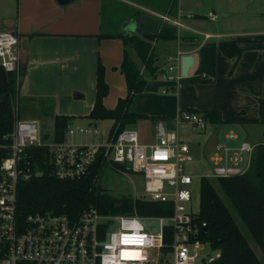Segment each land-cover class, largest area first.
Returning <instances> with one entry per match:
<instances>
[{
  "label": "crops",
  "instance_id": "crops-1",
  "mask_svg": "<svg viewBox=\"0 0 264 264\" xmlns=\"http://www.w3.org/2000/svg\"><path fill=\"white\" fill-rule=\"evenodd\" d=\"M125 1L133 9L121 16L123 29L113 31L108 26L107 31L105 0L67 4L0 0V28L16 29L21 38V79L34 97L53 98L54 128L56 114L90 113L99 61L105 66L109 87L105 106L115 108L128 94L122 70L126 44L118 34L138 33L132 23L137 14L149 13L172 25L178 36L153 40L150 65L141 60L132 43L127 45L146 79L145 88L131 98L129 110L147 114L128 126L135 127L144 142L153 143L155 123L163 119L190 144L197 156L191 165H206L215 144L230 141L229 131L238 135L231 139L233 144L241 139L256 147L264 143V0ZM185 56L192 57L186 73ZM168 60L174 61L175 71L167 70ZM170 73L173 78H168ZM182 109L214 111L215 115L200 129L179 119ZM257 254L261 260L264 249Z\"/></svg>",
  "mask_w": 264,
  "mask_h": 264
},
{
  "label": "built area",
  "instance_id": "built-area-1",
  "mask_svg": "<svg viewBox=\"0 0 264 264\" xmlns=\"http://www.w3.org/2000/svg\"><path fill=\"white\" fill-rule=\"evenodd\" d=\"M163 16V15H162ZM166 17V16H164ZM169 59H173L172 56ZM21 38L16 29L0 28V65L15 73L14 124L0 145L6 154L0 162V264H207L221 249L204 238L207 221L189 204L195 176H230L248 170L256 145L241 139L237 144L218 141L209 159L211 171L196 173L191 167L195 154L190 144L168 128L163 119L155 123L156 141L144 142L132 126L119 129L74 128L68 126L62 139L55 132L44 136L35 119L21 118L18 91L22 75ZM175 64H170L173 72ZM168 78H173L170 73ZM182 121L204 129L208 117L202 111L182 109ZM103 134L100 141L78 142L76 131ZM228 139L237 138L234 131ZM46 145L52 173L62 179L88 175L98 160L119 164L145 179V193L132 198L173 201L168 214L138 211L102 212L96 206L77 216L66 212L18 214V185L32 176L28 148ZM190 165V167H189ZM125 172V170H123ZM129 196V195H128ZM159 220L149 225V220ZM171 234L166 241L165 230Z\"/></svg>",
  "mask_w": 264,
  "mask_h": 264
},
{
  "label": "trees",
  "instance_id": "trees-1",
  "mask_svg": "<svg viewBox=\"0 0 264 264\" xmlns=\"http://www.w3.org/2000/svg\"><path fill=\"white\" fill-rule=\"evenodd\" d=\"M141 15V14H140ZM137 14L136 18L140 16ZM108 35V33H103ZM126 44L122 70L128 83V94L119 99L115 108L109 109L104 104V96L109 87L105 80V66L99 61L97 71V91L93 108L87 116L92 118H112V128L119 129L135 122L147 114L129 110L134 93L142 91L146 79L140 67L133 60L127 47L133 44L142 61L150 65L154 49L153 40L158 37L177 38L175 28L161 20L158 32L125 34L119 33ZM228 44H232L229 42ZM16 95V77L0 65V142L4 135L13 128L15 116L13 102ZM264 110V98L261 99ZM214 119V111H204ZM70 114L55 115V137L62 139L69 126ZM31 153L30 165L32 176L21 180L18 185V214L21 217L31 212H66L77 216L83 209L96 206L102 212L138 211L146 214H168L172 211L173 201H153L145 198L134 199L131 196H117L108 191L96 188V178L104 162L100 159L92 167L91 172L80 178L62 179L52 173L48 147L37 145L28 148ZM6 148L0 145V162L6 154ZM43 174L39 175L38 172ZM223 188L242 219L249 228L254 240L264 249V143L257 145L251 167L244 173L215 177ZM200 215L207 221L204 238L213 246L221 249V254L207 264H263L256 250L241 230L233 213L228 208L210 176L200 179ZM165 239L169 241L171 234L165 230Z\"/></svg>",
  "mask_w": 264,
  "mask_h": 264
},
{
  "label": "rangeland",
  "instance_id": "rangeland-1",
  "mask_svg": "<svg viewBox=\"0 0 264 264\" xmlns=\"http://www.w3.org/2000/svg\"><path fill=\"white\" fill-rule=\"evenodd\" d=\"M106 3V12H105V30L109 31L108 26L113 31L123 29L125 22L121 23V16L130 13L133 9L131 4L125 0H105ZM108 9V11H107ZM8 12V11H7ZM9 13V12H8ZM161 38V37H160ZM158 38H155L154 41H157ZM167 70L169 71L170 64H174V61L167 62ZM176 68L173 70L175 71ZM18 105L21 118H36L39 122L41 132L44 136L50 137L54 133V116L53 112L55 111L54 100L50 96L45 97H34L29 94L25 82L22 80L19 91H18ZM66 114V113H65ZM114 123L112 118H92L87 115H72L69 126L78 128H99L109 129ZM130 124V123H129ZM201 129V128H200ZM73 139L78 142H90V141H100L103 139V134L96 133L93 131L81 132L76 131L73 136ZM228 143H232L231 140ZM197 156L195 155V159ZM191 165V164H190ZM189 165V167H190ZM194 167L196 173L210 172L212 162L208 158L207 164L204 163L191 165ZM125 170V172L123 171ZM211 181L215 188L218 190L220 196L228 206V208L233 213L235 219L237 220L241 230L248 238L249 242L253 248L259 252L260 246L254 240L249 228L242 219L241 215L235 208L234 204L230 200L229 196L223 190V188L218 184L214 176H210ZM200 176H195L194 182L191 185L193 200L189 206L194 210L198 211L200 208ZM96 188L104 191H108L111 194L117 196L129 195L131 197L140 196L145 193V179L144 175L140 172H135L119 164L104 163L99 174L96 178ZM149 225H158L159 220H149L147 221ZM168 261L171 264L173 261V253H170L168 256ZM264 264V257L261 259Z\"/></svg>",
  "mask_w": 264,
  "mask_h": 264
},
{
  "label": "water",
  "instance_id": "water-1",
  "mask_svg": "<svg viewBox=\"0 0 264 264\" xmlns=\"http://www.w3.org/2000/svg\"><path fill=\"white\" fill-rule=\"evenodd\" d=\"M73 0H58L61 4H67L72 2ZM161 21L158 17L153 16L149 13H143L139 16V18L135 19L132 23L134 30L138 33H143L144 31H148L151 33L158 32L160 29ZM192 63L191 56H185L183 59V68L184 73H186L189 65ZM39 175H42L43 172L39 171Z\"/></svg>",
  "mask_w": 264,
  "mask_h": 264
}]
</instances>
